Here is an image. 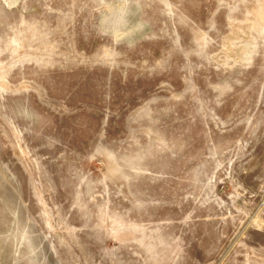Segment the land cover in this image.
Listing matches in <instances>:
<instances>
[{
	"label": "rangeland",
	"instance_id": "1",
	"mask_svg": "<svg viewBox=\"0 0 264 264\" xmlns=\"http://www.w3.org/2000/svg\"><path fill=\"white\" fill-rule=\"evenodd\" d=\"M0 264H264V0H0Z\"/></svg>",
	"mask_w": 264,
	"mask_h": 264
}]
</instances>
